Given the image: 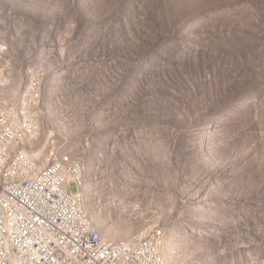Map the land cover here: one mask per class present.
<instances>
[{
	"label": "rangeland",
	"instance_id": "374dc122",
	"mask_svg": "<svg viewBox=\"0 0 264 264\" xmlns=\"http://www.w3.org/2000/svg\"><path fill=\"white\" fill-rule=\"evenodd\" d=\"M31 69L34 147L81 165L101 235L159 226L165 264H264V0H0L16 111Z\"/></svg>",
	"mask_w": 264,
	"mask_h": 264
},
{
	"label": "built area",
	"instance_id": "2783aa9c",
	"mask_svg": "<svg viewBox=\"0 0 264 264\" xmlns=\"http://www.w3.org/2000/svg\"><path fill=\"white\" fill-rule=\"evenodd\" d=\"M31 74L35 83L23 112L35 138L33 107L42 83L38 70ZM12 103L0 106V264H151L150 238L159 226L130 245L102 241L81 219L77 168L58 167L38 148L20 149L18 138L27 135L15 130Z\"/></svg>",
	"mask_w": 264,
	"mask_h": 264
},
{
	"label": "bare ground",
	"instance_id": "6f19581e",
	"mask_svg": "<svg viewBox=\"0 0 264 264\" xmlns=\"http://www.w3.org/2000/svg\"><path fill=\"white\" fill-rule=\"evenodd\" d=\"M17 93V92H16ZM32 94V90L26 91L22 95V102L21 107L19 110H15L14 108H11V119L13 124L15 125V130L19 132L20 135H27V136H19L18 138V145L20 149L23 150H32L35 149L34 142L37 139L38 132H39V109H40V103L41 98L37 100V106L33 107V114H36L34 119V128H35V138L33 135V127L28 122V113L23 112V109L25 108V105H28L29 96ZM20 97L19 93L14 95V99H18ZM3 104H7L5 101L0 100V106ZM31 141V144H28V142ZM47 159H55V163L58 165V167H76L77 173L79 174V180H78V198H79V212L81 215V219L83 223H87L89 225V229L92 232H96L99 235V238L107 243L110 246L113 247H120V246H126L130 245L132 243L137 242V238H143L147 236L148 234L152 233L157 229V227L154 228H147L142 231H140L132 240L130 241H113L110 239L105 238L103 235H101L97 228L94 226L92 221L87 215L86 208H85V202L84 198L82 196V178H83V168L80 164H78L71 155L69 154H60L57 151L51 150L47 153ZM164 237V230L162 227H159V231H157L156 235H154L153 238H150V245L152 247V253H151V264H165L163 259V251H162V239Z\"/></svg>",
	"mask_w": 264,
	"mask_h": 264
}]
</instances>
